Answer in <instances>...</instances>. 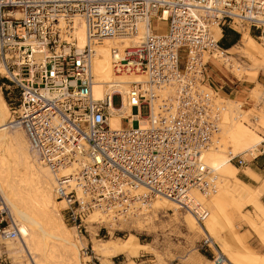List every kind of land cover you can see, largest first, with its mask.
I'll return each mask as SVG.
<instances>
[{"label":"built area","instance_id":"obj_1","mask_svg":"<svg viewBox=\"0 0 264 264\" xmlns=\"http://www.w3.org/2000/svg\"><path fill=\"white\" fill-rule=\"evenodd\" d=\"M148 18L154 28L143 40L121 51L111 47L117 73L142 71L145 79L131 82L118 106L114 88L94 97L93 45L105 35L130 34ZM78 21L86 29L82 48L73 35ZM224 25L253 26L262 34L264 0H0V89L9 122L24 130L35 155L56 175L66 223L81 231L93 207L112 219L136 216L156 196L190 209L200 221L205 217L208 209L195 192L216 189L202 153L223 110L202 83L208 58L225 49L213 29ZM123 101L132 112L121 110ZM113 113L128 126L112 127ZM248 156L231 160L240 165ZM11 219L0 192V235L14 239L18 228ZM82 252L90 254L88 264L100 263L88 245Z\"/></svg>","mask_w":264,"mask_h":264},{"label":"bare ground","instance_id":"obj_2","mask_svg":"<svg viewBox=\"0 0 264 264\" xmlns=\"http://www.w3.org/2000/svg\"><path fill=\"white\" fill-rule=\"evenodd\" d=\"M163 15L165 16L166 13L164 12ZM164 26L165 23L162 22V25L156 26V28L162 32L164 31ZM153 28L154 26L149 21V18L138 20L136 30L132 33L111 36L105 35L98 43L93 45L91 72L94 74V79L91 85V91L94 97H101L105 92H112V88H114L113 90L117 94L125 97L131 82L145 79L146 75L142 71L126 72L120 70L117 73L113 68L111 47H117L121 51L125 46L143 40L145 33ZM218 28L214 27L213 29L217 30ZM245 28H239L242 33V39L237 52L247 54L249 67L257 69L259 65H264V49L254 45V39L244 30ZM73 33L75 43L78 48H82L87 42L85 25L80 21L75 22ZM221 51L226 52V50ZM214 53L210 57L215 56L216 54ZM121 110L125 111V113L132 112L129 106L125 105L124 101ZM9 113V107L0 91V153L4 151L9 152V154L15 157L14 162L17 163H15L18 165L17 167L21 165L22 171L25 170L30 174L26 183L19 184L17 181L20 179L16 181L14 178L17 169L14 168L15 172L13 174L9 163L4 165L2 164L3 159H0V192L8 204L11 220L15 222L18 228V236L16 237L19 240L18 245L27 252L32 249L35 250L36 254L32 257L31 264H88L87 260H89L90 255L82 252L85 242L83 244V239L79 236L77 225L73 224L72 227L75 228L68 229L60 217L62 208L58 212V206L61 205L63 207L64 203L57 198V193L54 190L56 175L35 155L30 143H28L24 130L20 126H13L9 122ZM228 114L223 117L224 119H220L219 129L213 136V142L202 153L208 166L209 175L215 179L216 183H221L222 181L226 185L224 184L225 186L223 185L221 188H217L216 184V189L205 195L195 192L197 198L208 209L207 214L201 221L196 218L190 209H180L173 201L165 197L156 196L150 203V207L143 209L136 216L112 219L101 208L93 207L84 217L83 224L86 223L85 220L89 217L88 221L90 223L95 222L106 225L108 228H117L121 226L124 219L131 221L138 217H143L144 219L146 214L152 210L157 211L158 209L159 211L173 207L177 211L183 212L184 216L192 218L194 221L190 220L191 223L189 224L194 225V222L198 224V226L195 225L198 228L197 231L211 239V245L215 253L217 251L216 254H220L218 259L214 258L211 261L205 259L202 254L197 253L194 256L195 258L189 259L188 262L190 264H264V254L248 250L240 242L242 236L241 233L237 232L239 225H232L231 220L226 217L225 213L223 214L221 208V193V195L232 202V205H230L233 208L229 206L237 211L243 204L242 198L252 197L250 204L255 206V209H253L254 213L252 216L246 214L243 217L246 219L248 232L256 235L259 242L264 246V204L257 200L255 196H252L251 185L244 183L236 177V167L227 164L228 155L230 153L233 154L234 151H223L219 145V140L223 132L222 129L230 124ZM144 118L145 116L140 117L138 122L140 126L146 124ZM108 122L112 127H119L121 124L120 115L113 113L109 117ZM234 129V134L248 141H253L258 136L254 130L252 131L242 123H237ZM249 152L251 153L253 151L251 150ZM14 157H12L13 160ZM69 170L68 167L64 169L65 172ZM250 175L252 176V174ZM211 193H214V195L209 197ZM28 200H32L33 203L28 205ZM231 202H228L227 205ZM109 230L111 231V229ZM95 234H98L97 231H95L93 237ZM27 235L28 238H25ZM5 239L14 240L0 235L1 241H5ZM97 240L99 241L95 240L96 242L94 241L95 243L91 249L93 254L100 260L99 264L111 263L112 257L122 255L123 253L134 257L139 254L138 252L140 250L145 252L152 251L149 244L138 241L134 235L127 236V238ZM158 259L160 264H166L160 255H158ZM128 260L129 263L133 262L132 259ZM112 264L115 263L112 262ZM121 264H128V262L125 260Z\"/></svg>","mask_w":264,"mask_h":264},{"label":"rangeland","instance_id":"obj_3","mask_svg":"<svg viewBox=\"0 0 264 264\" xmlns=\"http://www.w3.org/2000/svg\"><path fill=\"white\" fill-rule=\"evenodd\" d=\"M244 30L254 37V38L252 37L254 39V45H256L257 47L259 46L264 49V31L261 34L260 31L253 26H251L249 29H247L246 27ZM260 36H263V37L260 38ZM240 44L241 42L239 43V45L234 46V48H232L231 51L224 52L220 50V51L215 52L214 54H218V53L227 54V56L229 57L227 59L229 60L231 67H233L232 65L233 63L230 62L232 61L230 56H233V59H236V62L239 63L244 68V74H246L247 76L246 75L242 76L243 78L257 76L259 70L260 69L262 70V68H264V65L262 66L259 65L258 67L259 69L258 68L252 69L251 67H249V64L247 62L248 60L247 54L243 52H237L239 50ZM180 54H183V52H180ZM210 59L211 57L208 58V60ZM179 65H180V68H182L183 58H181ZM222 67L231 76H234V77L236 76L231 72L229 67H225V65L223 64H222ZM234 67L237 70H239V67H237L236 65ZM256 71L257 73H254ZM1 78L2 76H0V79ZM239 81L242 82L241 80ZM254 82H256V78ZM256 89H257V84L253 86L252 91L246 92L251 99L256 100L254 104L250 105L249 107L244 105L245 102L243 98H239V97L224 98V96L223 97L217 96V97H220L221 99L219 98L216 99L215 97L212 96L213 103L217 104L218 106L219 105L222 106L223 112L221 114L222 115L221 120L224 119L223 117L229 113L228 117L230 118L229 120L230 124L226 125L222 129L223 132L219 140V145L222 147L223 151L224 150L234 151L233 154L230 153L228 155V159H227V164H230L234 167H235V164L231 160L232 156L237 155V153H243V154L245 152L250 153L249 151L251 150L253 151L251 152L252 155H255L259 151V150H256L255 148H259L260 145L264 143V141L261 140L259 136H257L256 139L253 141H248L234 134L235 125L237 123H242L246 125L249 129H251L252 131L254 130L256 133H258L261 137L264 138V133L261 131V129H263V126L261 123L264 124V122H261L262 121L261 116L258 114V112L261 111L260 108L264 109V107L257 102L260 96V92H257ZM0 91L6 101L7 106L9 107V103L5 96V93L2 91V89H0ZM226 99L231 100L228 105H227L228 101H225ZM119 103H120L119 94L113 95L112 104L114 106H118ZM236 105L237 107H235ZM146 111H147L146 106H143L142 112L145 114ZM9 116H10V113L8 114V117ZM120 123L122 126H128L129 124L125 117L120 119ZM12 157L14 156L9 154V152L4 151L3 153H0V159H3L2 164L7 165L9 163L10 167L12 168L11 170L13 174L15 172V169H17V171L14 174V178L16 179V181L20 179L19 181H17L19 184L20 183L24 184L28 181L27 178L30 177V174L26 172L25 170L22 171L21 165L20 167H17L18 166L16 165L17 163L14 162L15 157H14V160ZM13 163H14V167H13ZM237 172H238V168L236 167V177H238ZM216 184H217V188H221L225 183L223 184L221 181V183H216ZM221 194L220 196L222 198L220 196L219 197L221 200L220 203L222 205L221 208H222L223 214L225 213L226 217H228L231 220L232 225L234 226L239 225L237 232L241 233V236H242L240 242L246 245L249 249H253L255 252L256 250H258L262 254H264V246L259 242L256 235L248 232L247 230L248 226L246 224V219L245 217H243L246 214L252 216V214L254 213L253 209H255V206L250 204V200H252V197H248L249 199L242 198L241 200L243 204L240 206V208H238V211H237L236 209H232L233 208L231 206L232 202L229 201L226 197H224ZM212 195H214V193L209 194V197ZM252 196H255L259 200V192L256 191V189L253 187H252ZM28 201L30 203V204L28 203V205H31L33 203L32 200H28ZM228 202H231V203L227 205ZM60 208H61V205L58 206V212ZM60 217L68 229L75 228V227H72L73 226L72 223L69 224L65 222V220L62 217V212L60 214ZM88 219L89 217L86 218L85 220L86 223L84 224L85 226H82L81 231L77 229L79 236L83 239V244L85 242V246L88 245V248H92L93 244L96 241H99L97 239H101L100 241H102V240L109 239V238H112V239L127 238V236H130V235H134V237H136L138 241L145 243V244H149L152 248V251H149V252L140 250L138 252L139 254L134 257H131L128 254H124V253L122 255L114 256L111 259V263H106V264H112V262H114L115 264H121L125 260H127L128 264H160L158 255L162 257L163 261L166 264H188L189 259L193 258L197 253L202 254L205 259H208L211 261L214 260V257L212 255L214 248L213 246L209 247L208 245H203L204 243H203L202 237H204L205 235L197 231L198 228L196 226H198V224H196L195 222H194V225L189 224L191 223L190 220H192V218H189V216L188 217L184 216L183 212H179L173 207H171L170 209H162L159 211L158 209L157 211L152 210L148 214H146V217H144V219L143 217H138L137 219L133 221L129 219H124L122 221L123 223L121 224V226L117 228H108V226L103 227L101 226V224H97L95 222L90 223ZM186 219L187 220L189 219V220L187 221ZM100 226L101 228L98 232V229ZM109 229H111L112 233ZM95 231H97L98 234H95V236L93 237V234L95 233ZM25 238H28V235L25 236ZM18 243H19V240L17 238L14 240H6V239L5 241L0 240V254H2V258H3L0 264H31V259L34 256V254H36L35 250L32 249L31 250L32 252L30 250L27 252L24 249H21ZM93 255L95 256V254ZM128 259H132L133 262L129 263Z\"/></svg>","mask_w":264,"mask_h":264},{"label":"crops","instance_id":"obj_4","mask_svg":"<svg viewBox=\"0 0 264 264\" xmlns=\"http://www.w3.org/2000/svg\"><path fill=\"white\" fill-rule=\"evenodd\" d=\"M239 30L235 27L232 28L227 25H224L221 30H219V28L217 30H214L216 36L219 37L220 45L225 48L224 50H226V52L231 51L234 46L239 45L242 39V33L241 30L240 32ZM249 35L253 37L251 34ZM230 57L232 60L230 62L233 63V67L236 65L237 67H239V70H237L235 67H231L229 60L227 59L229 58L227 54L218 53L215 56L211 57V59L207 62L208 77L203 81L202 87L209 91L208 93L211 97L213 96L216 99H221L220 97L223 96L224 98H243L245 102L244 105L249 107L250 105H253L256 100L251 99L246 92L252 91L253 86L257 84L256 91L260 92V96L257 102L264 107V68H262V70H259L257 76L243 78L242 76L246 75L244 74V68L236 62V59H233V56ZM222 64L225 65V67H229L231 72L236 76H231L222 67ZM255 73H257V71ZM255 78L256 82H254ZM239 80H241L242 82H240ZM225 101H228V105L231 100L226 99ZM260 109L261 111H259L258 114L261 116V122H264V109ZM261 124L263 126V129H261V131L264 133V124ZM258 136L259 138H261V140L264 141L263 137H261L259 134ZM256 150H259L257 154L248 156L243 164H235V167L238 168V178L244 183L249 184L251 185V187L255 188L256 191L259 192V201L261 200L260 202L264 204V143L261 144L259 148H256ZM250 174H252V176ZM247 249L255 252L253 249H249L248 247ZM257 251L258 250H256V252ZM259 252L260 251H258V253ZM260 254L262 253L260 252Z\"/></svg>","mask_w":264,"mask_h":264},{"label":"trees","instance_id":"obj_5","mask_svg":"<svg viewBox=\"0 0 264 264\" xmlns=\"http://www.w3.org/2000/svg\"><path fill=\"white\" fill-rule=\"evenodd\" d=\"M0 80H2V78Z\"/></svg>","mask_w":264,"mask_h":264}]
</instances>
